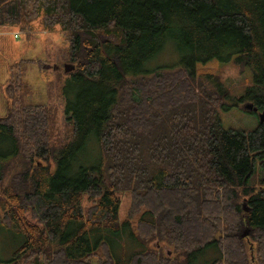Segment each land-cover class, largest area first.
Here are the masks:
<instances>
[{
    "label": "trees",
    "instance_id": "1",
    "mask_svg": "<svg viewBox=\"0 0 264 264\" xmlns=\"http://www.w3.org/2000/svg\"><path fill=\"white\" fill-rule=\"evenodd\" d=\"M34 24L62 34L76 94L55 142L53 108L26 102L40 59L9 65L0 226L22 242L0 264H264V121L221 117L264 112V0H0V26ZM168 42L182 62L144 69ZM233 54L252 74L236 97L205 66ZM121 235L143 248L118 257Z\"/></svg>",
    "mask_w": 264,
    "mask_h": 264
},
{
    "label": "rangeland",
    "instance_id": "2",
    "mask_svg": "<svg viewBox=\"0 0 264 264\" xmlns=\"http://www.w3.org/2000/svg\"><path fill=\"white\" fill-rule=\"evenodd\" d=\"M16 35V36H15ZM185 52L176 46L174 42H168L156 55L147 62L143 68L151 70L159 66H170L182 62ZM235 55L226 60L208 61V66L228 88L233 96L243 95L244 88L252 82L251 71L245 68L240 71L234 63ZM21 58H38L39 62L26 64L24 68V79L28 83L31 94L26 97V102L49 104L55 112V128L53 138L55 142H61L64 138L63 105L66 100H73L76 88L69 85V75L64 72L63 64L68 61L66 44L61 33L48 32L38 24L32 29L19 30L16 27L0 26V115L7 112V97L4 87L9 75V65ZM58 65L55 69L53 66ZM49 66V67H46ZM63 96V97H62ZM229 103V101H227ZM244 102L238 107H229L221 115L224 126L232 128L253 129L260 119L259 115H251ZM262 112V111H261ZM264 113V112H263ZM262 121H264V114ZM0 155L9 157V143L0 136ZM87 149L80 155L81 158H92ZM17 162H11L13 167ZM1 196V194H0ZM119 204V218H125L128 205V195L121 192ZM22 242V236L14 228L7 230L0 226V260H8L13 252ZM116 255L128 256L134 251L142 249V245L132 241L128 235L120 236L116 240ZM164 251L168 248L162 245ZM170 253V252H169ZM216 254V251H209V255ZM96 264V260H92Z\"/></svg>",
    "mask_w": 264,
    "mask_h": 264
},
{
    "label": "water",
    "instance_id": "3",
    "mask_svg": "<svg viewBox=\"0 0 264 264\" xmlns=\"http://www.w3.org/2000/svg\"><path fill=\"white\" fill-rule=\"evenodd\" d=\"M46 67H49V66H46ZM55 69H58L59 68V66L58 65H54L53 66ZM63 70H64V72H69L70 70H72V68H73V65L72 64H70V63H65V64H63ZM245 107L248 109V110H256V107H254V105L252 104V103H247L246 105H245ZM263 114L264 113H262L261 115H260V119H259V121L260 122H262V118H263ZM245 210H246V208H244ZM248 233H249V229L248 228H244L243 230H242V232H241V234H240V236L241 237H245V236H247L248 235Z\"/></svg>",
    "mask_w": 264,
    "mask_h": 264
},
{
    "label": "flooded vegetation",
    "instance_id": "4",
    "mask_svg": "<svg viewBox=\"0 0 264 264\" xmlns=\"http://www.w3.org/2000/svg\"><path fill=\"white\" fill-rule=\"evenodd\" d=\"M241 104H242V103H241ZM241 104H240V105H241ZM240 105H239V106H240ZM254 107H256V106H254ZM247 111H248V110H247ZM249 111H251V110H249ZM252 111L255 112V115H259V116L263 113V110H259L257 107H256V110H252ZM261 111H262V112H261Z\"/></svg>",
    "mask_w": 264,
    "mask_h": 264
},
{
    "label": "built area",
    "instance_id": "5",
    "mask_svg": "<svg viewBox=\"0 0 264 264\" xmlns=\"http://www.w3.org/2000/svg\"><path fill=\"white\" fill-rule=\"evenodd\" d=\"M16 36V35H15Z\"/></svg>",
    "mask_w": 264,
    "mask_h": 264
}]
</instances>
